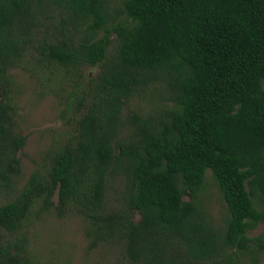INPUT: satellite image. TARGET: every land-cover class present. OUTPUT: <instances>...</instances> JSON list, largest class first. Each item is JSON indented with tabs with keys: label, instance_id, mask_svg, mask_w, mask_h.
I'll return each instance as SVG.
<instances>
[{
	"label": "trees",
	"instance_id": "1",
	"mask_svg": "<svg viewBox=\"0 0 264 264\" xmlns=\"http://www.w3.org/2000/svg\"><path fill=\"white\" fill-rule=\"evenodd\" d=\"M42 27L55 33L39 41ZM28 53L62 72L68 108L81 113L46 173L18 190L26 138L11 72ZM85 67L100 71L83 80ZM154 83L168 106L123 123L124 102ZM207 171L226 206L220 228L201 203ZM112 179L122 207L108 210ZM0 193L8 234L33 214L75 212L88 250L119 247L129 264H258L264 231L249 233L264 226V0H123L112 14L108 0H0ZM26 252L24 239L0 240V264H27Z\"/></svg>",
	"mask_w": 264,
	"mask_h": 264
},
{
	"label": "rangeland",
	"instance_id": "2",
	"mask_svg": "<svg viewBox=\"0 0 264 264\" xmlns=\"http://www.w3.org/2000/svg\"><path fill=\"white\" fill-rule=\"evenodd\" d=\"M122 2L123 0H108V12L112 14L120 9ZM40 31L39 41L55 33L52 27L48 28L47 33L45 27ZM113 50L114 44L109 48V53ZM35 57L28 53L11 72L17 105L16 130L26 138L24 149L17 154L21 166V176L16 186L18 190L34 171L46 173L51 156L63 146L69 134L74 133L75 122L81 113L77 110L76 101L72 102L70 109L68 108V96L72 88L63 82L62 72L52 66L41 67L36 63ZM99 71V67H85L82 71L83 80L97 76ZM167 98L168 93L160 83L138 91L124 102L123 123L134 112L142 117H157L161 110L168 106ZM129 133V127L125 125L121 137H126ZM122 190L123 185L119 179L108 182L105 192V207L108 210L122 207ZM183 199L188 198L184 196ZM7 201L8 197L0 193V205ZM52 201L57 203L56 193ZM201 203L212 224L216 228L222 227L227 217L226 206L210 171L205 175ZM138 219L139 215L135 214L134 221ZM85 230L86 222L75 212L63 218L53 213L33 214L15 234H8L0 229V240L24 239L27 264H129L119 247L103 246L88 250ZM263 231V224H259L249 236H257ZM240 260V264H252L246 255H242ZM258 264H264V255L260 256Z\"/></svg>",
	"mask_w": 264,
	"mask_h": 264
}]
</instances>
